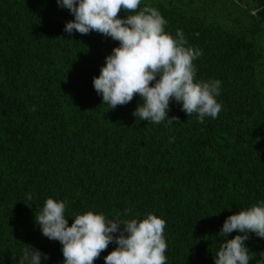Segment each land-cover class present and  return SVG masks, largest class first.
Masks as SVG:
<instances>
[{"label": "trees", "instance_id": "16d2710c", "mask_svg": "<svg viewBox=\"0 0 264 264\" xmlns=\"http://www.w3.org/2000/svg\"><path fill=\"white\" fill-rule=\"evenodd\" d=\"M145 6L201 51L196 81L222 82L216 118L200 123L172 99L171 123L140 120L139 95L110 109L92 81L118 41L66 32L74 16L57 0H0V264H29L28 245L47 255L40 264H63L60 242L34 222L48 198L65 203L69 226L87 211L164 219L166 264H215L221 244L243 235L218 234L225 219L264 203V0ZM247 235L249 264H264V238Z\"/></svg>", "mask_w": 264, "mask_h": 264}, {"label": "clouds", "instance_id": "9594fccd", "mask_svg": "<svg viewBox=\"0 0 264 264\" xmlns=\"http://www.w3.org/2000/svg\"><path fill=\"white\" fill-rule=\"evenodd\" d=\"M140 3L141 0H57L58 5L74 16L65 24L66 32L75 30L82 35L95 32L119 42L105 58L99 76L92 81L102 103L115 109L139 95L143 103L137 105L133 115L154 124L166 118L169 123L177 119L167 115L172 99L181 104L187 116L198 114L200 123L205 117L216 118L222 106L215 97L220 95L222 82L196 81L193 61L201 51L185 46L187 41L182 31L178 30L175 38L166 33L167 21L163 16L150 6L138 10ZM120 12L129 14L121 19ZM34 222L43 236L60 242L63 264H94L113 241L117 247L104 257V264H166L167 261L166 222L154 214L139 221L121 222L87 211L75 215L69 226L65 203L48 198ZM119 223L125 225L124 230L114 237L112 233L118 231ZM233 231L243 235L221 244L215 264H249L254 258L250 257L244 241L249 232L264 238V203L228 216L218 234L226 237ZM42 255L47 259L46 254L28 245L22 260L40 264Z\"/></svg>", "mask_w": 264, "mask_h": 264}]
</instances>
